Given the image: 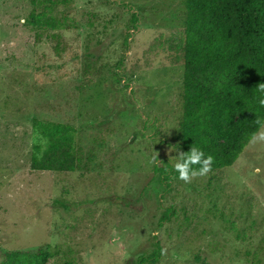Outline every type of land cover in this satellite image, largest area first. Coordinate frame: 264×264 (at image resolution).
<instances>
[{"label": "rangeland", "instance_id": "rangeland-1", "mask_svg": "<svg viewBox=\"0 0 264 264\" xmlns=\"http://www.w3.org/2000/svg\"><path fill=\"white\" fill-rule=\"evenodd\" d=\"M46 10L73 28L33 25ZM185 34L184 0H0V264H138L157 240L156 264H264V125L230 168L154 173L182 143ZM35 120L74 128L78 170H31Z\"/></svg>", "mask_w": 264, "mask_h": 264}, {"label": "trees", "instance_id": "trees-1", "mask_svg": "<svg viewBox=\"0 0 264 264\" xmlns=\"http://www.w3.org/2000/svg\"><path fill=\"white\" fill-rule=\"evenodd\" d=\"M184 5L186 34L179 150L188 152L195 144L213 157L209 172H215L233 166L263 127L257 123L264 121V106L258 103L257 87L264 84V0H184ZM123 6L130 9L128 4ZM138 23L139 16L133 12V32ZM33 25L44 31L73 28L66 17H54L51 10L35 14ZM131 37L129 33L127 46ZM33 125L48 143L44 150L40 145L34 146L32 171L73 173L80 168L73 127L37 120ZM153 170L158 182L170 191L172 176L178 177L172 163L164 160ZM172 216L173 210L168 209L159 226L170 222ZM162 252L157 240L154 250L141 256L137 263L156 264ZM49 257L45 249L8 252L1 264H48Z\"/></svg>", "mask_w": 264, "mask_h": 264}, {"label": "clouds", "instance_id": "clouds-1", "mask_svg": "<svg viewBox=\"0 0 264 264\" xmlns=\"http://www.w3.org/2000/svg\"><path fill=\"white\" fill-rule=\"evenodd\" d=\"M259 93L258 103L264 106V84H260L257 87ZM258 124L264 125V121L257 120ZM177 152L175 157H171L175 160L172 163V169L178 174V179L189 182L191 178L196 176H204L210 170L213 163V157L206 155L205 152L193 144L188 152ZM158 156V153H157ZM153 157V159H157ZM171 162V159H170Z\"/></svg>", "mask_w": 264, "mask_h": 264}]
</instances>
